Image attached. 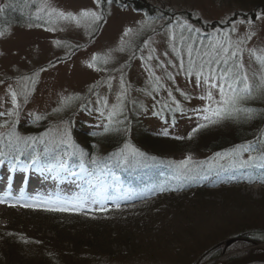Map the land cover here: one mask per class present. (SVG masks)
Wrapping results in <instances>:
<instances>
[{
	"label": "rangeland",
	"instance_id": "obj_1",
	"mask_svg": "<svg viewBox=\"0 0 264 264\" xmlns=\"http://www.w3.org/2000/svg\"><path fill=\"white\" fill-rule=\"evenodd\" d=\"M134 1H140L144 9L135 10ZM0 5L5 6L0 11V32L4 33L0 36V112L5 113L0 116V124L9 122L7 127H0V133L7 134L15 120L16 131L31 136L27 126L39 122L41 119L35 116L40 115L47 126L35 137H43L51 130L49 139L59 140V133L67 128L73 139L69 111L76 106L80 112L72 115L74 122L81 120L88 130H100L109 122L113 105L120 104L123 109L126 103L141 102L147 131L167 130L195 142L188 138L189 134L205 122L206 115L197 110L209 103L201 97L210 90L219 99V92L209 88L203 77L197 86L195 71L191 76L186 73L188 54L181 36L203 54L211 52L210 45L216 44L214 37L222 36L224 30L233 40L254 32L251 41L240 46L241 62L250 80L253 72L261 74L259 63L248 50L256 49L258 55L264 56V0H112L99 8L95 0H0ZM36 7L41 9L39 13ZM53 9L77 14L84 9L102 11L103 19L81 18L77 24L58 20ZM241 20H251L252 24L240 23ZM184 21L192 31L180 27ZM233 22L235 33L231 32ZM128 28L133 31L125 36ZM173 47L180 51L185 70L180 69L181 59ZM93 56H97L96 61ZM161 62L165 67L160 66ZM196 63L198 66L199 60ZM34 73L38 77L33 86L23 78ZM169 74L174 79H169ZM156 76L160 77L159 85ZM25 84L34 90L27 102L18 96V115H7L13 111L9 85L20 92ZM160 88L165 89L169 100L163 98ZM122 91L124 95L118 100ZM65 97L75 99L62 111H54ZM162 99L165 106L176 111L175 124L168 123L162 115H153L161 111ZM120 114L121 110L113 116L112 123ZM20 124L24 126L18 127ZM63 145L55 144L54 152L63 150ZM36 147L43 150L44 145ZM197 147L195 143L184 145L183 154H176V162L191 155L193 160H205V166L199 165L184 176L170 173L159 183L133 175L129 168L134 165L124 168L128 175L124 177L109 160L102 162L108 167L102 172L97 168L90 175L93 183L105 175L100 178L101 187L86 185L72 194L57 190L62 199L59 206L65 202L84 204L80 211L50 212H57L56 216L63 219H55L47 212L50 210H45L51 204L8 199L0 203V264H225L260 253L264 243L253 242L245 234L264 231V182L250 183L248 179L260 176L264 169L240 167L232 163L234 156L216 158L215 154L196 151ZM249 156L242 151V159ZM154 162L143 161V166L154 167ZM16 169L22 170L19 164ZM200 173L204 174L202 178ZM196 179L202 185L199 189L192 183ZM168 187L175 189L171 190L177 199L162 198L167 191L162 189ZM109 208L116 209V216L121 214L123 219L112 214L107 219L98 215ZM72 213L76 217H71ZM111 231L119 234L109 239ZM70 239L77 242L76 248L68 243Z\"/></svg>",
	"mask_w": 264,
	"mask_h": 264
},
{
	"label": "snow or ice",
	"instance_id": "obj_2",
	"mask_svg": "<svg viewBox=\"0 0 264 264\" xmlns=\"http://www.w3.org/2000/svg\"><path fill=\"white\" fill-rule=\"evenodd\" d=\"M112 0H95L97 7L99 8L101 4L108 3L111 4ZM5 6L0 5V11L3 10ZM41 9L39 7L35 8V11L39 13ZM58 20H65V21H75L79 24L81 18H92L95 21H99L103 19V12H97L95 10L84 9L81 10L79 14L72 13V12H64L62 10H52ZM39 18V16H37ZM260 17L257 16V19ZM248 23L249 25L252 24L251 20L243 21L241 20L240 23ZM171 28V25L169 26ZM181 28L187 27L189 31H192L191 25L187 24V21L180 26ZM52 30V29H49ZM133 30L128 28L125 30L124 35L127 36ZM197 32L199 30H196ZM235 22H233L231 32L235 33ZM4 33L0 32V36ZM255 35L254 32H248L245 34L244 37L237 38L233 40L232 37L229 35L228 30H224V34L220 37H214L216 39L215 45H210L211 52H204L203 54L193 47V44L190 42L185 41L184 37L181 36V44L186 47L187 54H188V67L184 69L183 57L181 56L180 51L173 47V51L176 53L177 57L181 59L180 69L185 70L186 73L191 76L195 71V75L197 77V86L201 83V77L204 79V83L209 86V88H216L219 92V99L213 97L212 92L209 90L206 96H202L201 99H206L209 101L208 105L205 106L202 110L204 113H207L203 116V120L207 121L208 123H201L195 129H193V133L189 134V139L191 136L198 132L200 129L205 128L208 124H218L223 120L226 119H234L238 120L243 118L245 120H252L256 118L258 115L256 113L255 108L246 106L244 104L245 101L254 98L255 96H264V56L258 55L256 49H249L251 55H253L256 61L259 63L261 68V74H257L256 72L252 73V80L249 79L247 72H244V65L241 62L243 56V49L240 47L241 44H246L247 42L251 41L252 37ZM175 39V37H173ZM57 44L60 41H56ZM123 43V38L121 40ZM147 44V41L144 42ZM123 51V48L120 49ZM154 51V50H153ZM167 55V53H165ZM151 55H149L148 59H151ZM97 56H93V61H96ZM143 59V57H142ZM197 60H199V65L197 66ZM232 61V64L229 65V61ZM215 65V68L213 67ZM90 67L95 66L94 64H90ZM161 67H165L163 62L160 64ZM221 66L223 69L221 70ZM175 67V65H173ZM205 68H207V73H205ZM233 68H239L241 70L242 75L239 73H233ZM44 69H41L43 71ZM217 73V74H214ZM36 77H38V73H34L31 77H24L25 81H30L31 84L34 86L36 81ZM169 79H174V77L169 74ZM224 81L223 84L218 83L217 81ZM155 81L157 85H159L160 77L156 76ZM255 81V83H253ZM95 87V85L93 86ZM109 87L111 85L109 84ZM121 87L124 88V80L121 77ZM34 90L29 89L27 84L21 89L20 92H17L15 89L9 85V95L12 100L13 104V111L7 113V115H18V109L20 107V102L18 100V96H23L24 102H27L29 98L30 92ZM124 95L122 91L117 99L120 100ZM171 92H169V96L171 97ZM187 97V94L182 93ZM75 99V97H65L61 101V107L54 109V111H62L63 107H67L71 101ZM175 98L173 97V100ZM105 106L107 105V100H104ZM178 110H179V102L176 101ZM113 111L109 113L108 121L109 125L105 126V131L109 130V126L113 122V116L117 114L119 110H122V105L117 104L112 106ZM5 113L0 112V116H4ZM44 117L40 115H36L35 119L40 120ZM8 121H5L3 124H0V127H7ZM12 127L7 134L0 133V164L4 163L2 158L11 156V163H12V170H16V165L19 164L23 171L27 172L33 166L35 167L36 171L38 172H55L57 174L61 172H69L72 175H76L77 173L73 172L72 169L69 167L68 160L65 159L64 155H55L53 154L54 148L53 146L57 143L67 144L72 151L66 152L68 157L71 156H78L80 163L79 168L82 172L89 171V174L92 175L93 173L90 172L88 169V163H91L96 168H99L101 172L104 168H107V163H101V161L93 157L90 161H85V156L87 153L84 152L82 148L75 144L74 141L71 139L70 131L65 128L62 132L59 133L60 139L53 140L49 139L51 130L48 133H45L43 137H35V136H22L20 135L15 128L16 121H11ZM126 130V129H125ZM163 135H168L167 130H164L162 133ZM179 138V137H178ZM37 144H43V150H39L36 146ZM7 149L5 151L4 149ZM255 151L252 149L251 142L245 145H237L235 148L228 150L222 153H216V158L222 157H231L234 156L235 158L232 160L233 164L238 163L240 167H259L264 169V153H260L259 155H252L249 156L247 160L241 158L242 151ZM115 157V162L117 164L129 163L132 160L137 158L145 157L146 154L142 152L140 149L136 148L131 142H126L121 149L117 153L113 154ZM23 157L24 159H21ZM175 164L176 171L179 175L184 176L190 172H192L196 167L203 164V161H195L193 160L192 156L189 155L185 159L180 160L178 162H172ZM249 182H256L259 180L260 182H264V173H262L258 177H249ZM167 190V189H162ZM175 190V189H172ZM99 194V193H98ZM7 199L0 197V203H7ZM14 206V205H13ZM32 207L33 205H26ZM119 205H117L118 207ZM84 204L83 203H73L69 204L67 202L63 203L62 206H54L50 205L45 210L50 211H68V210H83ZM102 210V209H101Z\"/></svg>",
	"mask_w": 264,
	"mask_h": 264
},
{
	"label": "trees",
	"instance_id": "obj_3",
	"mask_svg": "<svg viewBox=\"0 0 264 264\" xmlns=\"http://www.w3.org/2000/svg\"><path fill=\"white\" fill-rule=\"evenodd\" d=\"M135 10L144 9L142 8V3L140 1H134L133 3ZM27 7V6H26ZM25 9V7H22ZM147 14V11H145ZM149 16V15H148ZM196 22V21H195ZM260 68V65H259ZM223 66H221V70ZM233 73H239L237 68L232 69ZM261 73V68H260ZM220 83H224V81H218ZM255 83V81H253ZM162 88V87H161ZM160 88V89H161ZM159 89V90H160ZM161 95L164 96V99L169 100L165 95V89H161ZM159 92V95H160ZM150 95H153L152 91H149ZM129 97V96H128ZM129 98H127L128 100ZM161 107L160 112H153L155 117L164 116V118L170 121L171 124H175L178 117L177 114L174 112L169 106H165L164 104ZM131 101V99H130ZM244 104L249 107H253L258 114L256 118L252 120H245L240 118L238 120L234 119H226L221 121L218 124H208L207 127L200 129L198 132L194 133L191 137L194 139L195 142L191 140H184L178 138L176 135L169 134L163 135L161 132L154 133L149 132L144 128V123L147 117L144 114L143 106L141 102L138 103H126V106L123 107L121 110V114L119 119L116 123H112L109 126V130L105 131V126L109 125V122L105 124L100 130L96 129H87L86 124L84 121L78 120L74 122L72 115L75 113L77 114L80 112L76 106V109L69 111L70 120L69 123L72 124L73 127V136L74 138L72 141L75 142L80 148L84 150L87 155L85 156V161H90L93 157L98 158L101 163L106 162L109 160V164L114 165L117 167L119 172L123 174L124 177H128L127 173L124 172V168L129 165H134L129 169L134 172L133 175L142 177L141 179L152 178L156 182H160L169 176L170 173L177 172L175 164L172 162H176V154H183V146L189 144H196L198 147L196 151H200L201 153L205 154H216L226 152L235 148L237 145H245L251 142L252 149L255 151L249 150L247 151L250 156L252 155H259L260 153H264V96H255L253 99L245 101ZM208 105V102H207ZM82 108V106H79ZM143 109V110H142ZM77 110V111H76ZM207 114V113H206ZM120 122V123H118ZM206 122V121H205ZM204 122V123H205ZM201 124V123H200ZM18 125V127H23ZM46 121L45 119H41L39 122L30 124L27 126V129H31L29 134L31 136H37L44 132L46 128ZM198 126V125H197ZM126 129V130H125ZM193 133V131L191 132ZM198 134V135H197ZM131 142L136 148L140 149L142 152L146 154L145 157L135 159V163L133 160L129 163H119L115 162L114 153H117L119 149L123 147L126 142ZM2 145H0L1 147ZM64 149L60 150L58 153H54L55 155H64L65 159L70 162L80 163L78 156H71L68 157L66 152H71L72 149L68 145H63ZM7 151V149H4ZM60 153V154H59ZM181 154V155H182ZM205 157V156H204ZM21 159H24L21 157ZM143 161H155V166L151 168H146ZM195 161H203L204 163L201 165L205 166V160L196 159ZM88 166L94 167L91 163H88ZM131 175V176H133ZM204 174L200 173L199 178L203 177ZM192 183H195L197 189L201 188V182L196 179ZM172 188L167 189L165 192L166 195H163V199L165 200H175L173 196ZM196 189V190H197ZM169 193V194H168ZM168 194V195H167ZM168 196V197H165ZM153 201V200H152ZM144 206V205H142ZM49 214L56 216L57 212L47 211ZM118 211L114 208H109L103 214L98 215H105L106 219L112 214L113 217L116 216ZM76 213H72L71 217H76ZM96 216V215H94ZM118 220L123 219L121 214H118ZM46 219H53L48 218L45 215ZM63 219L61 216H56L55 219ZM92 218H94L92 216ZM74 219V218H71ZM76 219V218H75ZM64 220H67L64 218ZM115 222V221H114ZM113 230V229H112ZM102 233V232H101ZM100 233V234H101ZM119 233L111 231L109 235V239L112 236H117ZM244 236V235H242ZM246 237L250 238L253 242L256 243H264V231L256 230L251 233L245 234ZM72 244L76 248L77 242L74 239H70ZM64 242V241H63Z\"/></svg>",
	"mask_w": 264,
	"mask_h": 264
},
{
	"label": "bare ground",
	"instance_id": "obj_4",
	"mask_svg": "<svg viewBox=\"0 0 264 264\" xmlns=\"http://www.w3.org/2000/svg\"><path fill=\"white\" fill-rule=\"evenodd\" d=\"M27 174L21 169L13 171L12 168L0 164V197L20 202L59 206L62 199L57 190H60V188L64 192L72 194L83 188L87 181H90L94 188L96 187L95 184L101 187L100 178L105 177V175H102L95 178L93 183L87 173L83 176L81 173L72 176L67 172L59 174L41 172L40 174L35 169L34 175L30 179L27 178Z\"/></svg>",
	"mask_w": 264,
	"mask_h": 264
},
{
	"label": "water",
	"instance_id": "obj_5",
	"mask_svg": "<svg viewBox=\"0 0 264 264\" xmlns=\"http://www.w3.org/2000/svg\"><path fill=\"white\" fill-rule=\"evenodd\" d=\"M254 262H264V248L260 253L249 254L246 257L234 259L225 264H251Z\"/></svg>",
	"mask_w": 264,
	"mask_h": 264
}]
</instances>
